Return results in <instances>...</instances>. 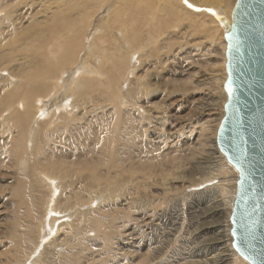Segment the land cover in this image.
Here are the masks:
<instances>
[{
	"label": "rangeland",
	"instance_id": "1",
	"mask_svg": "<svg viewBox=\"0 0 264 264\" xmlns=\"http://www.w3.org/2000/svg\"><path fill=\"white\" fill-rule=\"evenodd\" d=\"M114 1L109 0V3ZM188 1L194 6L198 3L200 6L207 3L216 6L217 2V0ZM236 1L226 0L221 9L226 10V6L230 4L232 11ZM53 2L54 0H17L14 2L15 14L7 22L12 23L17 18L20 20L26 17L32 18L33 21L37 19L36 21L41 23L40 27L45 28L47 22L50 26L48 19L55 6ZM139 2L141 5L132 1L125 9L117 8L115 11L117 18L113 17L114 21L109 19V22L105 8L95 7L93 14L88 16L90 21L87 22V17L79 23L76 36L62 32L63 35L53 37L59 39V42H70L72 45L68 47L71 55L62 59L58 53L56 58L50 59L56 63L51 71L59 73L62 66L65 68L62 76L63 86L64 81L69 83L68 77L78 70L76 66L80 61L84 63L87 61L85 63L87 65L96 64L97 67L93 66L92 70L102 71V76L97 79L93 76V78L85 77L90 82L82 79L87 81L88 89L84 95L77 96V100L65 97L64 105L56 100L57 105L60 104L55 111L56 114H59L62 106L70 109L71 106H76L74 116L81 119V122L71 121L68 118L69 124L62 126L61 123L58 134L52 137L56 143H53L47 151H44L40 143H36L32 151L29 142L26 150L25 140L20 141L17 136L18 129H13V119L0 124V264H31L34 258L39 264H46L50 259L41 256L40 252L46 244L50 242L51 245L53 241L57 243L53 248L59 255L57 264H191L192 262L212 264L208 263L207 259L218 255L217 261L213 264L228 262L232 264V260H224L225 255L230 254L231 251L228 250L229 237L225 231L223 234L226 236L223 239L221 236L220 230H225L222 226L224 217L218 216L222 203L219 198L228 194H224L220 188L215 189L218 181H234L237 175L236 171L234 169L232 171L227 165L224 156L214 143L218 125L224 114V103L227 101L224 85L221 83L223 74H226V66L221 67L220 64L221 55L223 57L221 46L224 44L222 28L218 22V27L214 20L210 22L211 18L209 19L204 11L201 12L199 5L197 6L201 10L195 11L197 12L195 19H183L178 13L174 16L170 14L166 1H163L164 6H160L158 0L154 2L139 0ZM118 5L122 3L119 2ZM178 7L180 8V3ZM179 8L176 7V11ZM2 18H0V26H5L7 23L1 21ZM26 18L21 21L22 23L15 21L16 25L19 24L14 27L20 28L21 39L25 35L23 28L27 26ZM43 22H46L45 25L42 24ZM96 28L102 29L96 32ZM10 31L4 29L6 33ZM101 34L104 35L103 38ZM93 39H96L100 50L96 56L90 54L89 57L87 49ZM127 39L128 43L131 40L130 49L129 46L125 48ZM134 46L143 48L141 55L136 52ZM49 48L55 49L54 46L48 45L46 53ZM49 56L47 54V58ZM119 56L124 63L121 62L118 66L116 64ZM75 58H79L76 63ZM29 69V63L13 62L6 64L0 76L13 84L15 81L13 75ZM113 75L115 77L112 78ZM74 80L75 77L72 81ZM117 86H119V94ZM73 88L71 87L70 91L72 93L75 92ZM59 91L62 95L65 88ZM58 95L56 93V97H60ZM20 99L19 93L14 97L11 105ZM48 109L47 106V114L53 115L54 112H51V109L49 112ZM107 109V115L109 113L118 115L119 118L130 120L131 124L128 126L121 124L114 128L115 125L112 124L109 116L104 115V110ZM46 111L44 110V113ZM18 113L22 117L25 139V132L33 112L27 114L19 109ZM41 115L39 117L37 113L35 121L43 126L47 118L44 117L45 114L41 113ZM56 119L57 117H54L50 120L48 129L55 126ZM36 125L37 123L33 124L34 127ZM63 128L66 132L62 134ZM43 132H45L44 128ZM130 132L138 136L135 142L138 148L135 144L134 148L133 145L130 147L131 151L135 152L133 156L139 158L138 156L141 155L139 159L135 156L139 161L138 164L141 160L146 163L148 158L152 160L155 157L156 162V158L159 159L161 156L173 157L174 162L166 170L167 172H162L159 167H149L150 164L145 169L143 163L140 164L143 168L137 166V169L123 170L127 163L112 168L111 161L117 159L116 155H90L79 150L82 140L102 136L109 138L110 148L116 151L120 148L122 138ZM13 141L16 142V151L9 154L8 150ZM68 146L76 153L83 154L85 162L95 164L98 161L99 166L93 170H83V174L80 175L76 173V167L63 169L65 179L60 180V183L63 185L68 180L70 183L66 185L67 191L61 187L65 194H60L59 191H54L56 186L51 185V182L55 184L56 178L48 182L44 175L49 171L54 172L55 175L60 174L61 169L57 167L60 157L68 164L77 161L79 154L77 153L75 158H69L72 152L70 150V153L68 151L66 153L65 148ZM20 154L29 159L28 163L21 162ZM61 154L67 155L65 157ZM43 181L46 184L45 189ZM104 183L108 186L104 190L105 195L100 192L106 187ZM206 183L207 186L214 184L213 189L203 190L202 187ZM228 184L234 188L233 182ZM72 185H76L78 189H75L76 195L70 196V187L74 188ZM99 192L104 197L100 198ZM67 201L71 202L70 208L76 205L81 211L89 212L85 225L80 227L79 221L75 218L62 216L59 217L61 229H52L48 234L46 230L49 229L48 223L53 211L50 207L55 206L59 209ZM45 202L48 207H46L47 212L44 213L45 224H43L40 215ZM130 235L134 238L132 244L129 241ZM76 237L80 241L79 245L75 241ZM79 237L88 238L90 241H83ZM221 240L224 242L217 246ZM207 244L218 248L211 253L205 250ZM87 245L91 247L86 248ZM139 246L140 251L137 250ZM192 255L193 258H189ZM233 262V264H249L247 261Z\"/></svg>",
	"mask_w": 264,
	"mask_h": 264
},
{
	"label": "bare ground",
	"instance_id": "2",
	"mask_svg": "<svg viewBox=\"0 0 264 264\" xmlns=\"http://www.w3.org/2000/svg\"><path fill=\"white\" fill-rule=\"evenodd\" d=\"M16 1L17 0H15V1L14 0H0V13H1L0 14V18L3 17L1 19V21H5L7 23L5 26H0V72H2L5 69L6 64H13V62L20 63L21 61L24 64L29 63L30 69L27 70V71H22V73L17 72V74L13 75V78L15 80L13 82V84L8 83L3 77L0 76V118H2V119H0V120H2L1 121L2 123H0V124H3L5 122H8L9 120L13 119V123H14L13 129L14 130L18 129L17 136H18V139L20 141H24L25 140V148H26V150H28L27 143L29 142L30 143V147H32V151H33L34 146H35L36 143H40L42 145V147L44 148V151H47L49 149V147L53 143H56V141H54L52 139V137L54 135L58 134V128H59L61 123H62V126H65V124H69V121H67L68 118L71 121H75V122H81L82 121L81 119H77L74 116V111H75L76 106H71L72 109H70V107H63L62 106V107H60L59 114H56L55 111H57L56 110L57 107L60 106V104L57 105L56 100L58 99L59 103H61V105H64V103H66L64 101L65 97H68V99H70L72 97L71 98L72 100H74V101H75V99L77 100V96L80 97L81 95H84L86 93V90L88 89V87L86 85L87 81H84L82 79L88 80V78L86 79L85 77H92V76L95 79H97V77L102 76V71H99L97 69H95V70L93 69L92 70L93 66H94V68L97 67V66L95 67L96 64H88L87 65V64H85L87 61L85 63L83 61H80V63L77 64V66H76L78 68V70H75L76 72H74L73 75H70L68 77V78H70V81H68L69 83H65V81H64V86H63L62 76L65 73L63 71L64 67L62 66L59 69V73H57L56 71H51L53 65L56 64V63H54L50 59L53 58V57L56 58L55 56L58 53L60 54L62 59H63L64 56L71 55V54H69V50H68L69 49L68 47L71 45V43L70 42H65V41L59 42V39H54L53 37H55V36L59 37V36L63 35L62 32L71 34V36H73V35L76 36L75 32H77V28L79 27V23L83 22L84 21L83 19H85L88 16L92 15L93 14L92 12L95 10V7H96V9H100L101 7L105 8V12L107 14L106 18L108 19L107 22H109V19L112 20L113 17L114 18L116 17L115 11H117V8L121 7V9H125L126 6L128 5V3L132 2V1L137 2L139 5H141V3L139 2V0H123V2H122V0H115L113 3H109V0H107V2H105L104 0H54L53 4H55V6L53 8V11L51 12V16L48 19L50 26L48 25V22H47V24H46L47 26L45 28H43V27H40L41 23L36 21L37 20L36 18H35L36 20L33 21L32 18L28 19L26 17H22V18H20V20H18V18H17L16 20L12 21V23H8L7 22L8 19L12 18L14 16V14H15V9L16 8H14V7L16 5H15L14 2H16ZM148 1H153L154 2L155 0H148ZM158 1H159L160 6H164L163 1H166L168 3V11L170 12V14L172 16H174L176 13H178V14H180V17H182L183 19H185V18L195 19L196 14H197V12H195V11L196 10L199 11V9H200L199 7H201V9H202L201 12L204 11L209 16V19L211 18L210 22H212L214 20L213 22L214 23L216 22L215 24H217V27H218V23H219L220 27L222 28L223 38H224V35H225L223 22H227L228 24H230L231 21H232L231 16H230V14H231L230 6L231 5L230 4H229L230 6L227 5L226 6V10H222L221 9V7L223 6V2L225 3L226 0H217V2L215 3L216 6L208 5V3H207V5L200 6L199 3L198 4L195 3V4L199 5V7L197 5L194 6L188 0H187V2H186V0H158ZM119 2H121L122 5H118ZM179 3H180V8L178 7ZM189 5H191V7H189ZM176 7L179 8L178 11H176ZM191 10H193L195 13L192 12ZM24 18H26L25 23H27V26L23 28V33H25V35H23L22 39H21V37H19L20 36V28H15L14 26H19V24L16 25L15 21H18L20 23ZM87 20H88L87 22H89L90 21V17H88ZM113 21H114V19H113ZM44 23H46V22H43L42 24H44ZM97 27H99V26H97ZM214 27H216V26H214ZM4 29H10L11 31H10V33H6V32H4ZM101 29L100 28H96V32L101 30ZM124 31H126V30H124ZM130 31H132V30H130ZM102 33L104 34V32H102ZM65 35H67V34H65ZM102 36L104 37V35L101 34V37ZM193 38H194V36H193ZM51 39L53 40L52 42L50 41ZM72 41H74V40L72 39ZM128 41L129 40L127 39V44L128 45L125 43V45H126L125 48L129 46V49H130L131 48V46H130L131 45L130 44L131 40H130V43H128ZM57 42H58V44H56ZM48 45H50V47L54 46L55 49L49 48L47 53H46L45 50H46V47ZM122 47H124V46H122ZM132 48H133V46H132ZM225 48H226V42H225V39H224V44H222V46H221V50L223 51V57L221 55L222 60L220 62L221 67H222V65L225 66V63H226V56H225L226 50H225ZM142 49L143 48L141 46H139V48H136L135 50H136V52H139L140 55H141ZM87 50L89 51V52L87 51L88 56L90 54L93 55V56H96V54L98 53V50H100V48H98V46H97L96 39H93V40H91L89 42V46H88ZM73 51H74V49H73ZM105 52H106V50H105ZM47 54H48V56L50 55L49 58H47ZM78 55H79V53H78ZM86 57H84V59ZM77 59H79V58H77ZM77 59L75 58V60H74L75 63H76ZM117 62L118 63L116 65L119 66V64L121 62L124 63V60H122L121 57L119 56L117 58ZM57 68L58 67H56L55 70H57ZM114 69H116V68H114ZM118 69H117V72H118ZM13 70H16V68H13ZM73 70H74V67H73ZM61 72H62V74H61ZM113 74L115 75L114 72H113ZM80 75H83V77H80ZM114 75L112 76V78L115 77ZM223 76H224V78L223 79L221 78L223 80L221 83L224 85V81L226 80V78H225L226 74L225 75L223 74ZM74 77H75V80L72 81V79ZM92 78H90L91 81H92ZM88 82H90V81L88 80ZM62 87L65 88V91H64V93L62 95H60L59 89L60 90L63 89ZM71 87L72 88L74 87L73 88V90H75L74 93L70 92L71 91ZM117 87H118V94H119V86H117ZM19 93L21 94V99L20 100H16L14 102V104L17 103L16 106H14V104L11 105L12 100ZM56 93H57V95L59 93L60 97H56ZM115 93H116L115 95H117V91L116 90H115ZM115 95H114V97H115ZM19 101H20V103H18ZM78 101H80V100L78 99ZM45 102H47V103H45ZM226 102L227 101H225L224 106H225ZM81 104H82V102H81ZM47 106L49 107V109H51V112L52 111L54 112L53 115L47 114L48 113V111H46L47 110ZM19 109L23 110V113H27V114L29 112H31V111L33 112L32 117L30 119V124L27 127V131L25 132V139H24V135H23L24 131L22 129V126H23L22 117H21V114L18 113ZM44 110L46 111V113H44ZM62 110H65V111L63 112ZM131 110H132V108L130 109V111ZM49 112H50V110H49ZM37 113L39 114V117H41L42 116L41 113H43V114H45L44 117L47 118L45 120V122H43L44 123L43 126L39 125L40 122L35 121L36 117H37ZM107 113H108V109L104 110V115L105 116L107 115ZM10 114H12V115H10ZM83 116L85 117V115H83ZM107 116H109L110 120H112V124L115 125L114 128L118 127V125H121V124H122V126H128V125L131 124L130 120L124 119L123 117L119 118L118 115H114L112 113H109ZM223 116H224V114H223ZM223 116H222V118H223ZM54 117H57L56 123L54 124L55 126H53L52 128L48 129L49 124L51 122L50 120L52 118H54ZM88 121H90V120H88ZM34 123H37V125L35 127L33 126ZM85 125H86V123H85ZM219 125H220V123H219ZM43 128L45 129V132H43ZM50 130H53V131L51 132ZM65 132H66L65 128H63L62 134L65 133ZM137 137L138 136L134 135L131 132L127 133L124 136V138H122V140H121L122 143L120 144V148L116 149V151H112V149L110 148V146H109V142L110 141H109L108 137L99 136V138L98 137H95L93 139H88L87 138V139H84V140L81 141L79 150L83 151L85 154H90V155H94V154L98 155V156L99 155L100 156L101 155L102 156H104V155L105 156H115L116 155L117 159L114 158L113 161H111V164H113V166L110 164L112 168L116 167V166H120L123 163H127L128 164L125 168H123V170H126L128 168L137 169V166H139L138 168H141V167L143 168V166L145 168L146 166H149V164H150L149 167H153V168H155V167L158 168L159 167L162 172H167L166 170H168L169 167L172 166V162H174V160H173L174 158L173 157L170 158V157L166 156L165 158H162L163 156H161V158H160L158 156L159 159L156 158L157 161L155 162L154 161L155 157L153 156L154 159L151 158L152 160H150V158H148L146 163H143L144 161L141 162L142 161L141 160L140 164L142 165V163H143V166L138 164L139 161H137V159L141 158V155L138 156L139 158H137V156L135 155L136 158H137V159H135V156H133L135 152L131 151L132 148L130 149V147H132V145H133V148H134V144L136 142V138ZM214 143L216 144L217 150H219L218 145H217V135H216V140L214 141ZM123 146H125V148H122ZM135 146H136V144H135ZM72 149L73 148L70 147V146L65 148L66 153H67V151L69 152L70 150L72 152V153L69 152L71 154V155H69V158H75L77 153H78V152L76 153L74 151V149L72 151ZM15 151H16V142L13 141L12 145L9 147L8 153L9 154L10 153H15ZM219 152L224 156L223 157L221 155L223 157V159L225 158V161H226L227 165H229L232 168V171L234 169L236 171V174H237L236 178L234 179V181H221L220 180V181H218V183H217L218 185L215 188V189H217V188L219 189L220 188L224 194H228L227 196L223 195L222 197L220 196L221 198H219V199L222 200V203H220L221 208L219 210L220 212H218V216L219 217H224V220H223L224 225H222V226L225 227V230L224 229L220 230L221 233H222L221 236H222V239H223L226 236V234L228 235V237H229L227 239L228 242H229L228 250L231 251L230 254L225 255V259L223 257L222 258L225 261H231L232 260V264H233L234 263L233 261H236V260H239L240 262H242V261L244 262L245 261L237 253V251L233 250V247H232V241H233L232 233H230V231H229L231 229V217L230 216H231L233 205H234V197H235V194H236V186H237L236 182H237V179H238V172H237V170L235 169L234 166L233 167L231 166V164L227 160V157L221 152V150H219ZM72 154H74V155H72ZM61 155L66 157L67 154L66 155L65 154H61ZM19 156H20V160H21L22 163H24V164L28 163L29 159L26 156H23L22 154H20ZM119 156H120V158L122 160H120ZM97 166H99V162L98 161H96L95 164L94 163L85 162L83 154H79L78 157H77V161L73 162L72 164H68L65 161L64 158L60 157L59 162L57 164L58 169H61L60 170V174L59 175H55L54 172L49 171L48 173L45 172L44 177H46L48 179V182L52 181V178H56V181H54L55 184H53L51 182L52 187L54 185L56 186V188H54V191L55 192L59 191L60 194H65V191H67V189H68L66 185L68 183H70V180H68L66 183H63V185H61L60 180L62 181L63 179H65V177H64L65 175H64L63 169H65L66 167H76L75 171H76V173H79V175H80V174H83L82 173L83 170H93ZM33 175L35 176V174H33ZM220 178L224 179V177H220ZM230 182L234 183V185H233L234 188H231L229 186L228 183H230ZM44 184H45V182H44ZM207 184L208 183H206V185L202 187L203 190L213 189L214 184L210 185V186H207ZM72 186L74 188L70 187L71 188L70 191H69V195L70 196L76 195L75 189L76 188L78 189V187H76V185L75 186L72 185ZM104 186H106L105 183H104ZM61 187L64 188L65 191H63ZM45 188H46V184H45L44 189ZM107 188H108V186L104 187L102 190H100V192L104 193V190L107 189ZM91 192H92V190H91ZM78 193H79V191H78ZM98 195H99L100 198H101V196H103L101 193L98 194ZM104 195H105V193H104ZM77 196H78V194H77ZM87 199H89V197ZM70 203L71 202H68V201L65 202L63 204V206H61L59 209H57L55 206L50 207V209L52 208L53 211H51L50 215H52V216H51V219L49 220L50 223H48L50 230L49 229L46 230V232L48 234L50 233V231L52 229H56V230H60L61 229L62 224H59V221L61 219L59 217H62V216H64V217L69 216L70 218H75V220L79 221L78 225H80V227L85 225L86 216L89 214V212L85 213L86 211H81L80 207H77L76 205L73 206V208H70ZM31 205H33V203H31ZM46 207H48L47 202L43 203V207H42V210H41L42 212H41V215H40V220H41V222L43 224H45V222H44V218H45L44 213H45V211L47 212ZM67 207H69L70 209H68ZM81 207H83V206H81ZM219 226L222 229V226L221 225H219ZM224 231L226 233L225 235L223 234ZM43 236H45L44 233H43ZM75 236H77V235H75ZM130 236L131 237H130L129 241L132 244V243H134L133 242L134 238H133V235H130ZM79 238L81 240H83V241H85V240L86 241H90V239H88V238H84V237H79ZM128 238H129V236H128ZM75 241H76V243L78 245L80 244V241H79V239L77 237L75 238ZM223 242L224 241H222V240L219 241L217 246H219ZM49 243H48V245L46 244V247L40 252V255L49 257L50 260L47 261L46 264H57L56 260L59 258L58 257L59 255L53 249L54 246L57 243L54 242V241L52 242L53 245L52 244L50 245ZM135 243H137V242H135ZM133 245H136V244H133ZM90 247H91V245H87L86 248H90ZM139 248H140V246L138 247L137 250H139ZM143 248L144 247H142V249ZM205 248H206L205 250L210 251L211 253H213L214 250L216 248H218V247H216L214 245L211 246V244L210 245L207 244ZM65 250H66V247H65ZM87 250H89V249H87ZM137 252L135 251V253H137ZM149 252H150V250H149ZM149 252H147V253H149ZM191 254H192V252H191ZM121 256H122V254H121ZM218 256H214V257H211V258L209 257L207 259V261H209L208 263H210V262L212 264L215 263V261H217V257ZM228 256H230V258H228ZM189 258H193V255H192V257H189ZM189 258H188V260H190ZM185 259L187 260V258H185ZM122 261H124V260H122ZM196 261H194V263ZM30 263L31 264H39V262H37V260L35 258L32 259ZM191 264H193V262ZM227 264H231V263L228 262ZM241 264H243V263H241Z\"/></svg>",
	"mask_w": 264,
	"mask_h": 264
},
{
	"label": "water",
	"instance_id": "3",
	"mask_svg": "<svg viewBox=\"0 0 264 264\" xmlns=\"http://www.w3.org/2000/svg\"><path fill=\"white\" fill-rule=\"evenodd\" d=\"M230 16L223 22L227 102L217 145L238 170L233 250L264 264V0H237Z\"/></svg>",
	"mask_w": 264,
	"mask_h": 264
},
{
	"label": "snow or ice",
	"instance_id": "4",
	"mask_svg": "<svg viewBox=\"0 0 264 264\" xmlns=\"http://www.w3.org/2000/svg\"><path fill=\"white\" fill-rule=\"evenodd\" d=\"M186 2H187V0H186ZM189 7H191V5H189ZM228 90H229V91H231V89H230V88H229Z\"/></svg>",
	"mask_w": 264,
	"mask_h": 264
}]
</instances>
